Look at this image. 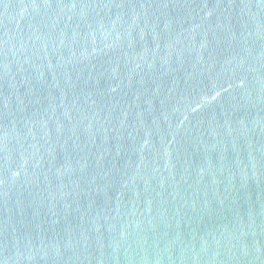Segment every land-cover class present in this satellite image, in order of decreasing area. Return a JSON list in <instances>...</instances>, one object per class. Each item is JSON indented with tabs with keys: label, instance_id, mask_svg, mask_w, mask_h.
Segmentation results:
<instances>
[{
	"label": "water",
	"instance_id": "water-1",
	"mask_svg": "<svg viewBox=\"0 0 264 264\" xmlns=\"http://www.w3.org/2000/svg\"><path fill=\"white\" fill-rule=\"evenodd\" d=\"M0 264H264V0H0Z\"/></svg>",
	"mask_w": 264,
	"mask_h": 264
}]
</instances>
